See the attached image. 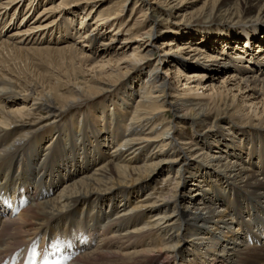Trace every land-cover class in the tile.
I'll return each mask as SVG.
<instances>
[{
    "label": "bare ground",
    "instance_id": "1",
    "mask_svg": "<svg viewBox=\"0 0 264 264\" xmlns=\"http://www.w3.org/2000/svg\"><path fill=\"white\" fill-rule=\"evenodd\" d=\"M101 1L27 0L14 24L59 35L34 48L55 70L0 71V257L65 237L70 264H264V123L222 87L177 88L229 72L264 105V30L224 27L264 18V0H107L85 23Z\"/></svg>",
    "mask_w": 264,
    "mask_h": 264
},
{
    "label": "rangeland",
    "instance_id": "2",
    "mask_svg": "<svg viewBox=\"0 0 264 264\" xmlns=\"http://www.w3.org/2000/svg\"><path fill=\"white\" fill-rule=\"evenodd\" d=\"M4 1H7V0H0V3L4 2ZM105 2H107V0L101 1L98 4H96L95 9L90 13V15L87 18L85 23H87V24H88V22H91V24L93 23L92 20H93L94 17H92V15L97 13L99 11V9L102 8V6H103V4ZM27 4H28L27 0L20 1L22 13L25 10V8L27 7ZM133 5L129 6V9H127V11L125 12V15H124L125 20L128 19L129 14L132 12ZM40 6L41 5H38L31 12H29V15L25 19V20H27L28 25H29V23H31V24L34 23L33 21L36 20L37 15H38V13L41 10ZM194 6L196 7L198 5L197 4L196 5H191V7H194ZM22 13L19 12L17 17H15V21L9 22L8 19H7L6 20L7 22L5 21V23H4L5 27L2 24L0 25V71L9 72L10 68L11 69L12 68L16 69L15 66H17V67L21 68L20 72L22 73V76L29 75L31 78L36 80V77H33L34 74H37L40 71H41V73H45L46 70H55L54 66H56V65L53 66V64L48 63L47 58L43 57V55H41L36 50L39 49V47L40 48L41 47H46V45H47L46 42L48 41V39L50 41H52L53 39L56 40L58 38L59 34L56 33V31H54L53 34H51L52 33L51 31H49L46 34H43L42 33L43 30H36L35 32L34 31H31V32H23V31H21V32H18V33H14L13 32L14 31V26L23 25V23H24V22L21 23V20H22V17H23ZM79 17H80L79 14H76V16H75V21H76L75 24L77 26L79 25V22H80V18ZM42 18H44V17H42ZM51 19L52 18L49 15V18L47 20H45V21L48 22ZM262 19H264V18H262V17L258 18L256 20H254L255 21L254 23H249V24H243L242 22L231 21V22L226 23V25H224V27L225 28L230 27V29H234L233 31H239L241 33L240 36L242 38V37H245L246 34H248V33L249 34L250 33H253V34L255 33L256 34V31L264 30V21ZM45 21L43 23H46ZM14 24H17V25H14ZM131 25H132V23H130L129 27ZM24 26H26L25 23H24L23 27ZM204 28H206V27H204ZM126 31H127L126 29H122V30L116 32V36L117 37L115 36V39H114L113 43L114 44H116V43L118 44V41H119L120 37H122L126 33ZM171 33H173V32H171ZM76 35L77 34H75V39L77 38V40H78V36H76ZM73 36H74V34L72 36H70V37H66L67 39H65V40L70 39L72 41L74 39ZM249 36H253V35L250 34ZM164 37L165 36H163V35L161 36V34L157 37V39H156L157 45L160 44V43H162L161 44L162 47L165 45L164 44L165 43L164 42ZM263 37H264V34H263ZM61 40L62 39L59 38V41H61ZM139 40H142V39H139ZM3 43L9 44V45H11V47L7 48L4 45H2ZM98 43L99 42H97L96 45H98ZM53 45H56V44H53ZM166 47L169 48L170 46H165L164 48H166ZM15 48L18 49V50H21L23 52V60L22 59H17V56L15 55V53L13 51ZM130 48L128 50V54L131 52ZM218 51H220V47L219 48L217 47V52ZM235 51H236V47L231 48L229 50V53H228L229 56L232 55L233 52H235ZM256 52L258 53V55L261 58H264V53H263L264 51L256 49ZM28 57L30 59L29 61H28ZM232 59H238V58L234 57ZM172 62L173 61L170 60L169 64H164L163 65V67H164L163 70H162L163 73L165 72V74H166L167 73V69H169L170 67L174 68V66H172ZM244 62H248V58H242V60H239L238 63L241 65ZM7 63L10 64V65H8ZM136 63H137V65H141L144 62L143 61H138ZM6 65H8L10 67H7ZM222 72L223 71L216 73L213 77L212 76H206V75L203 76L201 80H202V83L205 85V87H202V86H200V87L197 86L196 87V85H195L196 83H190V81H188L187 84H186L185 83L186 78L184 77L185 75L182 74L181 77H179V78H181V81L179 82L177 88L184 89L186 87V89H193L192 86L194 85L195 89L196 88H200V89L199 90H191V91H189L192 95L199 93V94H197V96L199 98L200 97H209L210 98V97L213 96L214 93H215L214 96H216V90L219 87H222L223 90H226L228 92L229 97L232 94L237 95V98L239 99V102L242 103L241 104L242 105L241 108L243 109L244 114L247 113V114H249V116H253V117L256 116L258 118V120H259L258 123H264V105L262 104V101H259L260 97L259 98L258 97H254V98H252V97L243 98L242 97L241 98V96L244 95V92L242 90L238 91V85H237V82H236L237 79L236 80L235 79L231 80L230 77H228V75L230 74L229 72L228 73H223V74H222ZM10 74H12V76H18L17 72L11 71ZM167 75H168V73H167ZM172 76L173 75L170 73L169 74V80L173 81L174 83H176L178 77L175 78V77H172ZM233 77H235V76H233ZM213 85H215V88L212 91H209V88L213 87ZM259 112H261V113L259 114ZM189 129L192 131L193 127H190ZM243 216H245V215H243Z\"/></svg>",
    "mask_w": 264,
    "mask_h": 264
},
{
    "label": "snow or ice",
    "instance_id": "3",
    "mask_svg": "<svg viewBox=\"0 0 264 264\" xmlns=\"http://www.w3.org/2000/svg\"><path fill=\"white\" fill-rule=\"evenodd\" d=\"M62 242L59 240V238H57L51 245V247L53 248H58V246L61 244ZM38 255L37 253H35V251L33 252V256ZM31 264H36L35 259H33L31 261ZM41 264H55L54 261H48L46 258L41 262Z\"/></svg>",
    "mask_w": 264,
    "mask_h": 264
}]
</instances>
